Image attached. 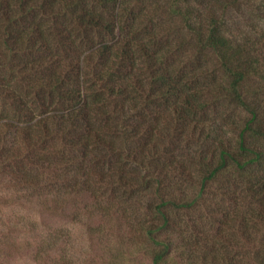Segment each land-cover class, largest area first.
<instances>
[{
    "label": "trees",
    "instance_id": "16d2710c",
    "mask_svg": "<svg viewBox=\"0 0 264 264\" xmlns=\"http://www.w3.org/2000/svg\"><path fill=\"white\" fill-rule=\"evenodd\" d=\"M69 205L0 258L264 264V0H0V206Z\"/></svg>",
    "mask_w": 264,
    "mask_h": 264
},
{
    "label": "rangeland",
    "instance_id": "374dc122",
    "mask_svg": "<svg viewBox=\"0 0 264 264\" xmlns=\"http://www.w3.org/2000/svg\"><path fill=\"white\" fill-rule=\"evenodd\" d=\"M248 14L249 12L245 11V20H247ZM71 208L72 206L69 205L65 209V214L58 213L55 216H50L45 213L35 212V210L30 211L24 209L23 207L0 206V244H5L7 242L14 243V241H17L19 237L23 235V233L31 226L39 227V230H48L49 228H54L57 230L59 229V234L61 230L65 234L66 232H73L75 228L69 223V218L65 216L71 210ZM8 219H11V221L8 222ZM24 220L27 222V224H24ZM80 236H78L77 240H74L73 236L68 238V235H64L61 237L63 240L66 238V247L73 253L74 261H78V264H105V254L103 258L102 253L98 251L101 247H99L97 244H92L91 246L94 254L90 257V260L88 261L85 259L88 257L89 251L85 243L83 242V238H81ZM245 247L247 248L249 247V245H245ZM12 248L13 247L8 249ZM18 248L20 249H18V251L16 252L12 251L11 254L6 253L5 256L8 257L3 256V258H0V264H31V262L29 261L30 255L28 254L27 249H21L23 248V246H20ZM62 248V246L58 247V256H60ZM113 250L119 252V254L121 253L119 248H117L116 246L113 247ZM61 253L64 254L63 252ZM71 256L72 255H70V257Z\"/></svg>",
    "mask_w": 264,
    "mask_h": 264
}]
</instances>
